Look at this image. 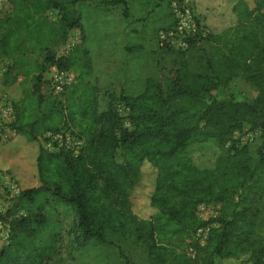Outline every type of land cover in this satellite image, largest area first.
<instances>
[{"label":"trees","instance_id":"1","mask_svg":"<svg viewBox=\"0 0 264 264\" xmlns=\"http://www.w3.org/2000/svg\"><path fill=\"white\" fill-rule=\"evenodd\" d=\"M9 1L12 9L3 15L0 11V60L15 59L18 72L10 66L0 77V97L6 95L13 104L15 121L10 125L15 135L0 147V161L6 170L18 169V175L26 171L29 178L19 183L13 206L0 214V221L11 229L8 243L0 246V264H42L51 259L61 230L50 229L44 205L49 201L40 198L48 192L76 209L81 245L93 238L104 242L107 230L118 232L131 223L137 237L149 245L148 264H216L217 259L247 253L248 264H264V234L256 230L264 202V42L259 38L264 22H250L251 29L246 30L245 22L239 21L216 39L224 42L225 51L234 52L231 64L236 58L241 61L247 79L258 87L254 101L212 98L194 112L172 107L177 99L198 101L217 83L184 63L166 93L150 77L141 93L122 94L112 99L113 107L97 112L89 96L75 100L81 93L76 83L61 92L66 94L64 101L45 98L41 76L31 75L34 66L26 60L31 47L46 49L45 61L59 70L77 66L75 47L56 57L47 42L59 35L67 42L69 30L81 27L78 0ZM119 2L126 0L111 3ZM53 8L61 13L54 23L46 16ZM19 73L35 81L25 94ZM116 100L129 108V126L118 113ZM59 104L68 109V126L86 141L78 156L46 146L45 132L59 130L66 121ZM201 122L208 135L232 145L233 153L220 157L213 168L197 167L191 155L190 143ZM246 123L262 130L257 158L247 144L240 146L234 139ZM5 149L15 150L12 158ZM145 164L153 171L145 173ZM201 204H220V213L203 220L197 214ZM145 206L156 209L150 218L140 217ZM206 224L214 225L207 243L194 242L196 254L191 257L188 240L193 241L196 228Z\"/></svg>","mask_w":264,"mask_h":264},{"label":"rangeland","instance_id":"2","mask_svg":"<svg viewBox=\"0 0 264 264\" xmlns=\"http://www.w3.org/2000/svg\"><path fill=\"white\" fill-rule=\"evenodd\" d=\"M112 0H78L76 8L81 16V23L88 29V43L92 47V53L86 51L81 46L82 31L80 28L69 30L68 40L76 41L78 63L71 69L77 75L76 85L81 93L77 94L76 101H81L89 96L93 101L97 112H103L113 107L112 99L118 98L122 94L134 95L142 90L144 85L141 77L146 70V64L153 60L154 65H159V74L155 80L159 82L167 92V85L174 80L177 72L182 70L186 64L192 72H200L203 75L213 77L217 82L210 93L203 94L198 101L192 98L175 100L172 107H184L190 112L199 110L206 105L212 98L220 100H241L254 101L258 96V87L247 79L243 71L241 61L236 58V63L231 64L234 52L225 51L224 42L218 41L220 33L225 29L245 22V29L250 30V22H264V0H126V2L111 3ZM1 14L12 9L9 0H0ZM237 10L238 13L235 11ZM191 14L189 26L184 31L189 43L187 49H179L167 44H162L159 40L161 31L175 30L179 22L185 17L184 13ZM48 22H56L61 13L59 9L53 8L46 12ZM130 22V23H129ZM144 22L145 50H139L136 46L137 37H131L129 45L132 50L131 55L138 58L124 64L125 54L121 50V43H116L117 57L121 71L126 72L124 82L120 72L116 75H105L104 62L107 53L104 48L108 45L110 32L121 29L124 26L137 25ZM129 23V25H128ZM82 25V24H81ZM116 32V33H115ZM182 38V35L178 37ZM259 38L264 42V28L259 32ZM118 40V39H117ZM49 49L58 57L61 54H69L66 42L60 39V35L53 41L47 42ZM240 44H238L239 46ZM73 47V48H74ZM237 50V49H236ZM235 50V51H236ZM217 54V55H216ZM46 49L34 51L31 47L27 49L26 60L34 66L33 74L41 76V94L46 98L57 97V100H65L66 94H58L53 88L51 76L55 65L45 61ZM229 59V60H228ZM184 65V66H183ZM13 66V73L18 72L15 66V59L6 57L0 60V77L10 67ZM44 67V68H43ZM132 69V70H131ZM131 71L136 75L131 76ZM122 72V73H123ZM158 72V66L152 74ZM152 78L150 71L147 72ZM19 80L25 83V94L27 89H32L35 81L32 77L25 79V75L19 73ZM117 79V80H115ZM190 81L188 80V83ZM122 85L117 92L112 89L114 84ZM128 87V88H127ZM83 92V93H82ZM86 95V96H85ZM65 111L63 118L64 124L59 130L70 128L71 119L65 104H59ZM13 104L6 95L0 97V147L14 137L15 131L11 127L10 111ZM205 123L201 122L198 127L195 139L190 143L191 155L194 164L199 168H213L216 166L220 157L226 156L231 152V143L221 144L215 137L208 135ZM71 129V128H70ZM46 134V132H45ZM44 134V135H45ZM234 139L240 146L247 144L251 155L258 157L259 146L262 143V130L251 129L250 124H245L241 132H236ZM9 158L15 153L14 149H5ZM14 160L19 166L21 161ZM23 166V165H22ZM6 166L0 161V190L4 186L3 178L7 180V175H13V168L6 170ZM17 170V169H16ZM145 173L153 171L150 164L143 167ZM28 174V173H27ZM26 171L19 177H14L19 185L25 183ZM264 182V181H263ZM20 187V185H19ZM41 199L47 198L45 212L50 216L49 224L52 227L60 228L61 235L57 243L55 253L51 259L42 264H148L149 245L139 239L133 228V224H127L118 232L107 230L105 241L91 239L81 245L78 240L79 231L77 229L78 214L76 209L65 199L53 196L51 193L41 194ZM15 201L13 202V204ZM213 212L220 213V204H210ZM13 206V205H12ZM262 214L260 221L256 225V230L261 235L264 234V202L260 203ZM24 212V211H23ZM156 212L155 208L145 206L141 213V218H150ZM7 233L0 228V246L8 243ZM188 246L193 245L194 241L188 240ZM187 246V248H188ZM250 253L240 257L217 259L216 264H248Z\"/></svg>","mask_w":264,"mask_h":264},{"label":"built area","instance_id":"3","mask_svg":"<svg viewBox=\"0 0 264 264\" xmlns=\"http://www.w3.org/2000/svg\"><path fill=\"white\" fill-rule=\"evenodd\" d=\"M0 11H2V8H0ZM184 14L185 17L183 16L175 30L161 31L159 33V40L162 44H167L179 49H187L189 47V43L186 39L184 31L189 26V21H191V14L189 13V11ZM180 35H182L181 39L178 38ZM75 44L76 42L73 39L68 40L66 42V47L70 51L72 47L75 46ZM51 81L53 88L57 93H59L64 91L66 86L76 83L77 75L72 70H59L57 67H55L52 72ZM115 106L120 116H122V118L124 119L125 125L129 126V108L122 100H116ZM8 116L9 118H11V123L15 121L14 109L10 111ZM44 138L46 139V146L49 150L65 151L72 156H78L79 154H81L86 145L85 139L80 137L70 128L57 131H47L44 135ZM14 177V175L9 174L6 177L7 180L2 177V183H4V186L0 190V214L8 211L12 207L13 202L16 201V198L20 194L21 188L19 187L16 178ZM18 214L21 215L24 214V212L19 211ZM197 214L199 217L206 221L218 215L217 213L213 212L210 204L199 205ZM212 226L214 225L206 224L196 228L193 241L198 245H205L207 243ZM0 228L7 233L6 238L9 241V236L11 233L9 223L0 221ZM187 251L191 257H195L196 247L194 245L190 244L187 248Z\"/></svg>","mask_w":264,"mask_h":264},{"label":"crops","instance_id":"4","mask_svg":"<svg viewBox=\"0 0 264 264\" xmlns=\"http://www.w3.org/2000/svg\"><path fill=\"white\" fill-rule=\"evenodd\" d=\"M129 23H128V25H129ZM143 23L144 22L140 23V25L139 24L131 25L130 27L124 26L121 29H116V32H117V33L115 32L116 36H115L114 32H110V34L108 35V38H109L108 45L104 48V51L107 53V59L104 62L105 75L113 76V75H116L120 72V74L122 76L121 78H123L122 83L124 82V78H125V76L127 77V75H126V72L121 71L122 68L119 67V64H120L119 61L120 60L116 55L117 54V48H118V47H116V43H118V41H120V43L122 44L121 50L125 54V58H124L125 61H120V62L127 64L128 62L134 60V58H137V60H138V58H140V57H137L138 54L137 55H131L128 53L132 50V48H130V45H129V43H130L129 40L131 37H137L136 46H138L139 50H142V51L145 50V43L143 40V38L145 36V32H144V26L145 25ZM81 24H82L81 27H79L83 33L82 40H81V46L83 45V47L86 49V51L92 53L93 49H92V47H90V45L88 43V40L90 38L88 29L86 28V26L84 27L83 22ZM156 66H158V72L152 74V72L154 70H156ZM131 70H130L131 76L134 77V75H136V73H135V71H131ZM148 71H150L151 75H153L152 78H155V76L159 74V65L157 63H156V65H154L153 60L149 61V63L146 64V70H145V72H143V74L141 76L143 78L144 85H142V90L140 92L137 91L135 94H139L145 89L147 80H148V78H150V75L147 73ZM115 80H117V79H115ZM119 84L120 83L114 84L112 86V89L114 90V92L115 91L117 92V90L119 88H121L120 90L122 91L123 86L119 85ZM128 95H130V93H128ZM11 172L13 173V175L15 177L20 176V175H18V169L15 170V172H13V171H11ZM28 178H26V180H28Z\"/></svg>","mask_w":264,"mask_h":264}]
</instances>
